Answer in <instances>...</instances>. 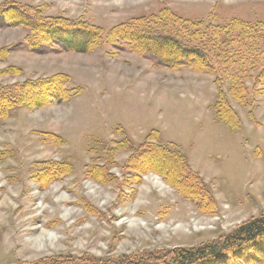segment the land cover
Returning a JSON list of instances; mask_svg holds the SVG:
<instances>
[{
	"label": "rangeland",
	"instance_id": "obj_1",
	"mask_svg": "<svg viewBox=\"0 0 264 264\" xmlns=\"http://www.w3.org/2000/svg\"><path fill=\"white\" fill-rule=\"evenodd\" d=\"M4 2L30 6L44 17L83 21L100 27L103 35L87 53L51 44L33 51L26 46L32 36L28 27L0 26V85L65 74L67 87L80 88L66 101L14 108L2 120L0 264L45 257L66 259L58 264H110L109 258L147 252L166 254L168 260L173 248L225 238L264 215V97H249L242 105L227 94L240 119L238 131L231 132L212 108V75L185 66L169 69L123 41L105 42L111 28L162 7L204 23L264 20V0ZM151 133L155 143L177 145L201 178L207 201L185 197L152 171L134 179L123 167L129 155L124 149L114 152V164L107 168L112 182L85 175L87 165L102 163L105 145L126 138L137 146ZM42 161L69 162L72 172L40 186L32 177ZM225 259L221 264L236 263Z\"/></svg>",
	"mask_w": 264,
	"mask_h": 264
},
{
	"label": "trees",
	"instance_id": "obj_2",
	"mask_svg": "<svg viewBox=\"0 0 264 264\" xmlns=\"http://www.w3.org/2000/svg\"><path fill=\"white\" fill-rule=\"evenodd\" d=\"M1 25L28 27L32 36L26 46L33 51L42 44H51L66 51L87 53L101 44L103 35L98 26L64 17H44L37 9L13 2L0 4ZM116 41L127 43L129 49L138 54L152 55L166 68L185 66L212 75L216 88L212 108L217 120L231 132L238 131L240 119L229 106L227 94L242 105L249 97H264V20L245 21L233 17L221 23H204L183 19L162 7L155 14L133 18L107 31L105 42L112 45ZM9 69L15 70L14 67ZM67 80V75L57 74L35 81L0 85V125L14 108H38L50 101H66L77 94L80 88L67 87ZM50 137L57 140L53 134ZM150 137L154 138L152 133L137 146H129L126 138L115 141L113 147L105 145L101 149L102 163L87 165L85 175L100 183L112 182L114 177L107 168L114 164V152L124 149L129 155L123 167L134 174V179L140 173L152 171L185 197L196 202L207 201L208 192L201 178L188 167L177 145L155 143ZM38 164L32 178L40 186L72 172L69 162L42 161ZM170 254L168 260L166 254L147 252L131 259L109 258L106 261L110 264H221L220 260L229 257L236 261L235 264H263L264 215L238 226L225 238L190 249L173 248ZM241 254L245 256L240 257ZM62 262L66 259L45 257L26 264ZM83 263L97 264L94 261Z\"/></svg>",
	"mask_w": 264,
	"mask_h": 264
}]
</instances>
